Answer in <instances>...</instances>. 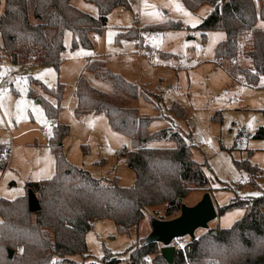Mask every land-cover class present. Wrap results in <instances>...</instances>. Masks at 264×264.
Masks as SVG:
<instances>
[{"label":"rangeland","instance_id":"obj_1","mask_svg":"<svg viewBox=\"0 0 264 264\" xmlns=\"http://www.w3.org/2000/svg\"><path fill=\"white\" fill-rule=\"evenodd\" d=\"M3 3L0 0V14ZM71 5L98 16L96 5L89 1L72 0ZM209 10L208 4L190 10L182 0H128V6H116L108 13L100 34L91 35V48L72 49V33L66 30L58 70L51 66L12 64L1 50L0 41V141L9 148L8 155L0 160L2 164L8 160L0 179V198L15 199L26 194L27 181H41L54 174L55 156L49 145L53 126L43 129L47 120L53 125L68 126V134L59 141L67 161L97 179H116L121 186L134 183L135 173L126 163V153L133 149L131 139L114 131L104 113L76 116L74 90L79 76H84L93 87L121 98L119 105L136 107L139 114L151 117L149 133L162 129L178 132L190 145L192 159L203 164L215 207L228 204L235 192L243 197L264 191V176L255 178L254 185L247 172L235 164L247 160L264 169L263 140L254 137L258 127L264 129V75L256 85H250L242 76L235 78L229 73L235 63L252 66L246 36L241 39L235 59L215 58V47L226 34L221 30L202 32L198 28ZM168 23H178L179 27L146 29ZM262 25L264 21H259ZM130 27L137 30L141 43L131 38L117 42L118 33ZM90 59H102L113 73L137 85L141 94L134 98L114 93L109 80L84 69ZM58 84L62 85L61 108L56 116H47L39 103L43 97L38 93L55 105L56 98L45 92L42 85L56 88ZM174 103L182 108L183 116L171 110ZM174 145L168 137L147 143L150 147ZM13 180L15 185H10ZM205 192L192 190L182 201L194 205ZM165 208V204L147 207L138 226L129 232H119L108 218L95 220L85 236L89 256L73 258L83 264H102L107 252L118 260L116 264H127L129 249L137 239L151 233L152 219L165 220L179 214L178 211L166 217ZM243 214L242 207L231 208L210 221L207 229L228 228ZM207 229H197L194 237Z\"/></svg>","mask_w":264,"mask_h":264},{"label":"trees","instance_id":"obj_2","mask_svg":"<svg viewBox=\"0 0 264 264\" xmlns=\"http://www.w3.org/2000/svg\"><path fill=\"white\" fill-rule=\"evenodd\" d=\"M86 1L96 5L97 17L78 10L70 0H4L0 14L1 50L12 64L51 66L58 70L65 50L66 30L72 33V49L91 48V35L101 33L108 13L116 6H128V0ZM182 1L193 11L202 4L210 5L198 28L202 32H225L226 37L214 50L217 60L235 59L241 39L248 38L247 55L252 66L235 63L229 73L235 78L242 76L246 84L256 85L264 75V29L257 26L258 20H264V0ZM168 24L146 29L179 27L178 23ZM139 37L137 30L131 28L118 33L116 41L139 40ZM84 69L109 80L116 94L134 98L141 94L137 85L113 73L102 59L88 60ZM42 88L56 98V104L43 98L39 99L40 103L47 116H56L61 108L62 85L56 88L42 85ZM74 95L77 117L104 113L114 131L131 139L133 149L126 153V163L135 173L134 183L121 186L116 179H97L67 161L59 141L68 134V126L53 125L49 145L55 156L54 174L48 179L26 182V194L15 199L0 198V264H83L73 256L80 255L83 259L89 256L85 236L94 220L108 218L119 232H129L138 226L147 207L165 204V216L171 217L180 211L182 199L192 190H210L203 164L192 159L190 145L178 132L162 129L149 133L151 117L139 114L136 107L119 105L121 98L93 87L84 76H79ZM171 110L183 116L178 104L174 103ZM261 112L264 115V109ZM161 137H168L175 145L147 146L150 140ZM254 137L263 140L264 150V129L258 127ZM8 153L7 143L0 142V160ZM235 164L247 172L254 185L255 178L264 176V169L247 160ZM28 189L38 198V211L28 210ZM234 207L244 209L240 219L228 228L207 229L189 238L185 252L175 253L173 264H264V191L243 197L235 192L228 204L215 209L220 216ZM145 239H137L129 249L127 264H144L147 256H151L152 264H168L159 252L161 244ZM8 249L13 250L11 258ZM101 261L116 264L118 260L106 252Z\"/></svg>","mask_w":264,"mask_h":264},{"label":"water","instance_id":"obj_3","mask_svg":"<svg viewBox=\"0 0 264 264\" xmlns=\"http://www.w3.org/2000/svg\"><path fill=\"white\" fill-rule=\"evenodd\" d=\"M28 210L35 212L40 209L38 198L32 189L27 190ZM181 201V198H177ZM217 212L209 192L203 193L200 200L194 205H180L179 214L170 219H152L151 233L146 237L148 242L161 244L160 254L168 264H173L175 248L170 245L172 239L177 237H194L197 229H207L209 222L215 219ZM215 234V231H213ZM13 256V250L8 249V257Z\"/></svg>","mask_w":264,"mask_h":264},{"label":"built area","instance_id":"obj_4","mask_svg":"<svg viewBox=\"0 0 264 264\" xmlns=\"http://www.w3.org/2000/svg\"><path fill=\"white\" fill-rule=\"evenodd\" d=\"M53 122L51 120H47L43 129H46L48 127L53 126ZM242 183V181H240ZM240 182H238L240 184ZM188 240L185 237H177L171 240L170 245H172L176 252L177 251H182L185 252L186 248H187V244H188ZM51 261H54V259H51ZM150 263L152 264V260H151V256H147L144 260V263Z\"/></svg>","mask_w":264,"mask_h":264},{"label":"crops","instance_id":"obj_5","mask_svg":"<svg viewBox=\"0 0 264 264\" xmlns=\"http://www.w3.org/2000/svg\"><path fill=\"white\" fill-rule=\"evenodd\" d=\"M72 2V0H70V3ZM259 21H264V20H258L257 21V26L258 27H260V28H262V29H264V25H262V26H259ZM137 41V40H136ZM41 97H43L44 99L46 98V97H44L42 94H40V93H38ZM38 103V102H37ZM40 103V102H39ZM49 128V127H48ZM48 128H46V129H48ZM1 142V141H0ZM8 167V160L6 161V163H4V164H2V162L0 163V179H1V177H2V175H3V173L5 172V170H6V168ZM51 169V168H50ZM111 178H113V177H111ZM101 180H109L110 178H107V177H101L100 178ZM41 180V179H40ZM33 181H39V180H33ZM27 182H30V181H27ZM9 184L10 185H15V181L13 180V181H10L9 182ZM25 191H26V188H25ZM25 193V192H24ZM95 221V220H94ZM93 221V222H94ZM85 241H86V239H85Z\"/></svg>","mask_w":264,"mask_h":264}]
</instances>
